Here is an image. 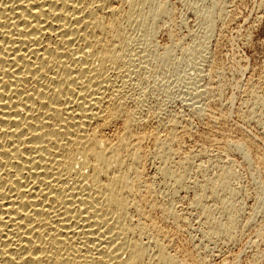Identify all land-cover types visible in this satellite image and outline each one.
I'll return each mask as SVG.
<instances>
[{"label": "bare ground", "instance_id": "bare-ground-1", "mask_svg": "<svg viewBox=\"0 0 264 264\" xmlns=\"http://www.w3.org/2000/svg\"><path fill=\"white\" fill-rule=\"evenodd\" d=\"M209 4L196 12L193 75L181 80L195 107L222 75L204 65L212 23L227 10ZM165 11L161 0H0V264H190L170 252L163 222L197 232L190 241L235 233L230 163L212 180L200 161L210 152L180 153L171 103L148 96ZM252 101L264 106V94ZM226 148L249 150L240 140Z\"/></svg>", "mask_w": 264, "mask_h": 264}, {"label": "rangeland", "instance_id": "rangeland-1", "mask_svg": "<svg viewBox=\"0 0 264 264\" xmlns=\"http://www.w3.org/2000/svg\"><path fill=\"white\" fill-rule=\"evenodd\" d=\"M161 1L166 11L158 18L153 39L157 65L144 75L148 96L154 104H160L161 100L171 103L172 106L168 103L171 116L181 125L176 145L180 153L187 149L210 152V156H203L200 161L206 164L212 180L217 176V166L230 163L231 186L238 205L235 233L207 242L197 240L198 237L190 241V236L197 232L188 235L163 222L165 234L173 238L169 250L190 264H264V193H260L259 187L264 181V106L252 101L253 95L264 94V9L259 7L264 0H223L227 14L212 23L214 29L206 42L210 62L203 66L207 68V64L215 62L222 75L216 89L198 99L200 102L197 100V107L186 103L190 101L184 93L188 86L182 81L193 75L192 66L197 60L191 52V45L202 32L196 12L202 13L203 4V12L214 7L210 0H189L192 4L188 0ZM197 1L199 4L195 6ZM151 131L153 127L148 126L146 132ZM226 140L246 142L247 157L236 149L220 151ZM141 145L143 150H149L150 140L142 141ZM144 171L147 179L154 177V161H146ZM191 194L185 197L190 198ZM153 217L160 221L161 213L156 210ZM195 225L196 219L193 228Z\"/></svg>", "mask_w": 264, "mask_h": 264}]
</instances>
